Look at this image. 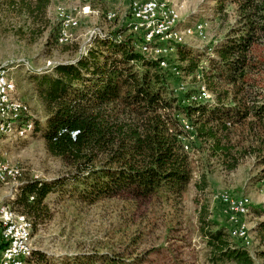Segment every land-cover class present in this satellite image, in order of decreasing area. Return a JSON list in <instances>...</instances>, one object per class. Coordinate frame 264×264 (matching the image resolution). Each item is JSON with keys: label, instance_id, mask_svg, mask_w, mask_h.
Masks as SVG:
<instances>
[{"label": "trees", "instance_id": "trees-1", "mask_svg": "<svg viewBox=\"0 0 264 264\" xmlns=\"http://www.w3.org/2000/svg\"><path fill=\"white\" fill-rule=\"evenodd\" d=\"M215 1L217 12L233 7V22L205 49L179 44L178 64L168 61L163 68L168 55L144 56L138 50L141 35L130 32L121 40L96 36L74 59L31 72L29 82L45 113L43 122L29 118L32 131L70 169L51 180L22 181L10 205L29 219L32 231L51 218V195L86 207L118 201L128 222L118 231L116 248L93 247L59 261L34 249L26 264H195L181 258L182 246L172 244L175 236L144 245L151 224L160 218L159 208L178 207L193 180L191 156L182 141L189 134L197 150L227 171L253 156V179L264 181V0ZM50 3L0 0V14L21 20L20 37L26 29L33 37L49 30L48 37L56 39L59 27L47 15ZM171 65L176 74L190 78L192 89L182 98L172 90ZM202 86L212 98L190 99ZM194 185L203 191L206 177ZM253 211L264 216L261 206ZM138 214L142 221L135 220ZM209 215L201 205L203 264H258L255 258L264 264V219L249 229L257 242L251 251L252 238L244 245L231 235L227 219L220 224Z\"/></svg>", "mask_w": 264, "mask_h": 264}, {"label": "rangeland", "instance_id": "rangeland-1", "mask_svg": "<svg viewBox=\"0 0 264 264\" xmlns=\"http://www.w3.org/2000/svg\"><path fill=\"white\" fill-rule=\"evenodd\" d=\"M167 1L178 8L177 29L182 31L189 28L193 31L191 30V34L180 36L175 41H169L172 50L165 54L168 55L167 65H161L163 68L170 66L168 61L171 64H178L176 49L179 44L205 49L212 42L220 40L234 20L233 7L225 5L222 12H217L214 8L215 0ZM129 3L130 0L109 3L89 0L88 13H83L81 8L84 4L82 5L80 0H56L49 6L47 15L51 21L53 19L57 23L59 29L61 19L69 20L71 27L64 44H58L55 36L48 37L49 30L41 36L33 37L26 29V33L20 37L16 35V30L18 26H22L21 20L0 14V69H7L8 77L15 84L14 96L27 105L29 118L33 117L43 122L45 115L33 85L29 82L31 72H42L55 62L74 59L78 52L87 47L96 36L104 37L110 34L116 38L120 35L122 39L130 35L133 28L128 22ZM106 13L112 14L113 18L107 20ZM197 26H201L202 35L194 32ZM171 66V72L174 73H171L172 90L182 98L192 89L190 78L176 74L172 69L174 65ZM192 96L197 98V101L210 98L204 97L200 91ZM181 122L187 121L181 117ZM196 146L193 135L189 134L185 139V147L192 160L193 180L182 195L178 207L159 208L160 218L151 224L154 228L144 245L162 243L166 235L175 236L176 239L172 240V244L182 246L181 258L193 261L195 264H203V242L198 232L197 215L201 205H206L211 219L226 224L227 216L219 198V195L225 192L233 197L245 195L248 199V213L240 216L239 220L247 226L246 236L242 238L245 242L243 244L249 245L252 238L250 250L253 251L257 242L252 232L250 235L249 229L251 231L257 221L264 219L263 215H256L253 211L258 206L264 209V181L255 182L253 179L257 172L254 157H244L235 169L227 171L215 159L207 158L203 152L197 150ZM0 160L5 167L3 178L0 180V198L3 202H9L11 197L16 195L22 181L51 180L70 169L46 151L43 139L32 130L1 138ZM201 175H204L207 181L203 191L197 190L194 185L195 182H200ZM48 202L52 216L33 231L31 229L30 242L33 250H39L58 261L64 256H71L78 251H89L93 247L116 248L121 236V232L118 231L127 226L128 217L125 208L118 201L100 202L86 207L78 202L68 201L66 196L58 199L55 195H51L48 197ZM249 204H251L250 211ZM151 214L152 209L147 214L152 221L154 216ZM143 218L142 214H138L135 220L142 221ZM170 226L175 230H168ZM230 229L231 235L237 238L233 234L232 227ZM255 260L259 264L256 258Z\"/></svg>", "mask_w": 264, "mask_h": 264}, {"label": "bare ground", "instance_id": "bare-ground-1", "mask_svg": "<svg viewBox=\"0 0 264 264\" xmlns=\"http://www.w3.org/2000/svg\"><path fill=\"white\" fill-rule=\"evenodd\" d=\"M82 3L81 11L88 13V1L80 0ZM105 3L114 2L117 0H101ZM120 1V0H118ZM149 5H153V8H157L158 13H153V16L148 18V26H150V32L152 36H162L161 41L157 43V39H143L140 44L141 53L146 54L150 58L164 57L172 49L169 47L170 40H177L182 35L191 34L192 29L179 30L177 29V23L179 21L178 8L174 5H170L167 0H146ZM130 6V3H129ZM107 20L113 18V15L106 13ZM62 23L70 25L69 20L61 19V26L57 34L56 41L58 44H64L67 39V32H62ZM160 23L171 24L170 28H166ZM201 26L195 27L197 35H202L203 31ZM193 31V30H192ZM160 50L163 53L160 54ZM166 64L162 62L161 65ZM200 93L204 97H210L209 93L204 87H201ZM15 84L12 79L7 75V69H0V120L5 118H11L12 121H4L0 123V139L9 137L13 134H24L30 130H33L32 122L29 121L28 108L24 102L14 96ZM190 99L197 100V98L191 96ZM5 169L3 161L0 160V180L3 178V170ZM219 198L222 202L237 201L242 203V208L238 209L237 224L241 226L242 238L246 236L247 226L243 221L239 220L240 216H245L248 213V199L245 196L233 197L228 193H221ZM0 211H4V202L0 200ZM13 216L16 219H26L27 217L16 211L13 208ZM0 221H10V214H0ZM31 223L26 225H15L14 234H17V239H25V243L30 245L23 249H17L16 252V264H26L27 258L31 255L32 246L30 242ZM235 235V233H233ZM236 236V235H235ZM237 237V236H236ZM17 247V240H10L8 243H4L0 246V261L4 260L8 251H13Z\"/></svg>", "mask_w": 264, "mask_h": 264}, {"label": "built area", "instance_id": "built-area-1", "mask_svg": "<svg viewBox=\"0 0 264 264\" xmlns=\"http://www.w3.org/2000/svg\"><path fill=\"white\" fill-rule=\"evenodd\" d=\"M153 13H158L157 8H153V5H149L146 0H130L128 22H130V27L133 28V32L140 34L141 39H157L158 43L159 41H161L162 36H152L150 32V26H148V18L153 16ZM160 25L166 28L171 27V24L166 23H160ZM70 27L71 26H67V24L62 23V32H69ZM116 38L121 39L120 35ZM138 50L141 52V48L139 47V45ZM159 52L161 54L163 53V50H160ZM143 55L146 56V54ZM4 121H12V119L4 117V119L0 120V123H3ZM182 141L185 147V137H182ZM0 200L2 199L0 198ZM220 202L224 207L223 211L227 216V220L232 227L233 233H235L237 238L242 243H245L242 240L241 226L237 224L238 209L243 207L242 203L239 202V199H237V201L231 202ZM0 214H10V221H0V246L4 243H8L10 240H17L16 249L13 251H8L6 258L0 261V264H16L17 249H23L29 247L30 245L25 243V239H17V234H14V226H27L29 219H16L13 216V207L7 201H4V211H0Z\"/></svg>", "mask_w": 264, "mask_h": 264}, {"label": "crops", "instance_id": "crops-1", "mask_svg": "<svg viewBox=\"0 0 264 264\" xmlns=\"http://www.w3.org/2000/svg\"><path fill=\"white\" fill-rule=\"evenodd\" d=\"M56 0H51V3H50V5L53 3V2H55ZM128 20V18H126V21Z\"/></svg>", "mask_w": 264, "mask_h": 264}]
</instances>
